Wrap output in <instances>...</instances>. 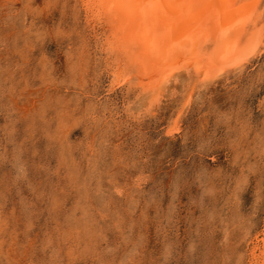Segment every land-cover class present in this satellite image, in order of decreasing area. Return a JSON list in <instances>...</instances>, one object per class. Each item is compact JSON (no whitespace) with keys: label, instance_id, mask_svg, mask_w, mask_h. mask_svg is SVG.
I'll return each instance as SVG.
<instances>
[{"label":"rangeland","instance_id":"obj_1","mask_svg":"<svg viewBox=\"0 0 264 264\" xmlns=\"http://www.w3.org/2000/svg\"><path fill=\"white\" fill-rule=\"evenodd\" d=\"M263 5L149 104L83 1L0 0V264H264Z\"/></svg>","mask_w":264,"mask_h":264},{"label":"bare ground","instance_id":"obj_2","mask_svg":"<svg viewBox=\"0 0 264 264\" xmlns=\"http://www.w3.org/2000/svg\"><path fill=\"white\" fill-rule=\"evenodd\" d=\"M81 1L108 30L106 51L120 56L123 69L114 75L134 71L144 92L154 93L149 104L176 71L205 80L215 66L222 72L234 58L242 62L241 48L251 52L259 40L262 0Z\"/></svg>","mask_w":264,"mask_h":264}]
</instances>
